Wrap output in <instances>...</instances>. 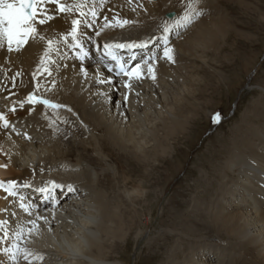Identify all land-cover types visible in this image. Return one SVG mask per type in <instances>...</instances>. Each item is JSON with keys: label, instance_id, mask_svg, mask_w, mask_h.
Segmentation results:
<instances>
[{"label": "bare ground", "instance_id": "1", "mask_svg": "<svg viewBox=\"0 0 264 264\" xmlns=\"http://www.w3.org/2000/svg\"><path fill=\"white\" fill-rule=\"evenodd\" d=\"M203 1L199 0L198 4L202 16L207 10V4ZM141 4L143 8L138 7ZM185 4L186 0H133L131 4L127 0H106L103 7L97 8L98 12L110 18L113 14H119L121 18L137 23L122 29H106L100 38H96L95 31L104 23L101 15L97 18L94 28L87 29V32L101 44L105 41L139 43L155 36L157 39L147 48H137L130 53L137 57L129 68L141 63L144 78L140 81L133 80L131 91L126 89L123 84L127 77L117 76L113 69L109 71V64L99 62L100 52L85 38V45L92 46L95 50L90 60L81 61L73 52L62 48L67 56L58 60L60 67L52 66L51 77L46 74L38 77L41 84L38 94L67 106L58 112L48 109L49 113H46L42 105L34 106V110L29 112L32 106L27 103L23 109L17 107L15 113L9 111L13 102L24 101L26 95L34 90L36 81H33L32 73L37 69L46 46L45 42L30 41L19 53H8L6 47L0 49V111L7 115L11 125L15 127V131L11 128L0 129V147L3 149V152H0V165H7L6 168L0 167V180L30 182L32 185L55 181L73 184L79 189L78 193L63 196L60 206L53 208L50 203L40 205L39 214L48 216L51 230L49 224L38 221V231L30 236L26 235L20 241L22 246L26 245L34 253L45 256L43 261L36 260L33 264H126L123 261L111 260L108 248L105 249L106 236L123 240L128 230L121 219L122 205L116 203V196L103 188L112 185L109 173L112 167L108 162L111 160L110 150L115 148L140 158H146L149 155L147 152L158 156L168 150L167 140L175 133L184 132L193 116L184 113L186 104L179 105L184 96L190 93L186 92L183 86H177L179 79H182L181 84L184 81L190 82V77L184 75L187 67L183 62L192 58V51L199 47L198 43L205 42L211 36L217 38L224 27L218 22L206 25L201 23V18L195 19L186 29H179V34H175L177 31L171 32L168 34L169 43L171 42L169 46L174 49L175 63L167 61L163 58L160 25L166 20L178 18ZM131 8L136 11H131ZM69 20L70 18L63 16L57 17L48 25L40 26L41 34L52 37L63 33L69 29ZM124 51L125 49L120 50L121 55ZM153 56L150 62L155 68V81L148 76L147 65L143 64V60ZM17 72L21 75L16 76ZM84 72H87V76ZM12 76H16L15 88L12 87L10 79ZM52 80L56 81L55 87L51 84ZM9 90L15 94L6 99L9 97ZM125 94H128L127 101L124 100ZM177 106V111L173 112ZM68 108L72 111L69 112ZM152 114L159 123L155 124V127L156 120L151 121ZM52 119L57 120V128L49 126ZM65 120L67 123L63 122ZM74 123L89 136L87 142L90 147L77 139L76 135L66 144L61 126L65 124L73 127ZM250 127V134L255 136V140L246 135L240 142L244 151L236 146L231 152L225 161L224 173L236 171V177H230L225 185L217 190L219 195L208 209L211 222L217 230L223 229L226 236L237 240L239 246L249 247L254 252L252 262L237 256L234 257L236 264H246V261L247 264H264V127L252 124ZM98 132L100 135L95 136ZM25 133L32 139H27ZM146 134L149 138H146ZM147 143L151 145L148 146ZM83 159L92 165L93 169L104 162L107 163V168L104 167L105 171L100 176L91 167H85L86 162L83 163ZM41 168L44 169L43 172ZM114 178L117 179L118 176ZM128 194L124 196L129 198ZM5 197L6 193L0 189V209H8V212H0V219L10 221L11 237V233L19 227H31L26 225V221L35 216L29 217L12 197ZM13 211L17 213L14 218L10 215ZM10 242L0 244V247L8 246ZM197 248L199 250L195 251L193 248L189 255L186 254L185 261L178 264H214L208 249L201 246ZM0 264L14 262L0 252ZM18 264L27 262L21 256L18 258Z\"/></svg>", "mask_w": 264, "mask_h": 264}, {"label": "rangeland", "instance_id": "2", "mask_svg": "<svg viewBox=\"0 0 264 264\" xmlns=\"http://www.w3.org/2000/svg\"><path fill=\"white\" fill-rule=\"evenodd\" d=\"M214 1H203L207 10L197 19L206 25L222 23L223 30L218 39L211 36L198 43L192 58L183 62L190 82L177 81L178 87L190 91L179 103L187 105L184 113L193 114L185 131L167 140L168 150L162 155L147 152L141 159L113 147L110 150L112 185L103 188L122 205L121 219L128 228L123 240L103 236L111 260L178 264L201 246L209 250L214 264H236L237 256L253 261L249 247L239 246L223 229L215 228L208 209L225 182L236 177V171L224 173L231 152L236 146L244 151L240 143L244 136L255 140L251 124L264 127V0ZM151 121L154 127L159 125L154 115ZM61 127L66 144L76 135L90 145L79 125ZM106 165L93 169L85 163L100 176Z\"/></svg>", "mask_w": 264, "mask_h": 264}, {"label": "snow or ice", "instance_id": "3", "mask_svg": "<svg viewBox=\"0 0 264 264\" xmlns=\"http://www.w3.org/2000/svg\"><path fill=\"white\" fill-rule=\"evenodd\" d=\"M129 4L133 3V0H127ZM106 0H0V49L6 50L8 53H19L22 49L29 44L30 41H44L45 48L43 54L40 56L39 64L37 69L32 73L33 81H36L34 90L30 91L24 101L13 102V105L9 109L12 113L17 111V107L23 109L25 104L32 106L29 108V112L34 110V106L42 105L47 113L48 109L53 112H58L60 109L67 107L66 105L55 103L50 99L44 98L38 94L41 84L39 83L38 77H43L45 74L49 77L52 76L53 65L57 68L60 67L58 60L66 58L67 53L62 51V48H66L74 53L75 57L79 60H84L89 56V50L85 47V38L90 40L96 47L97 51L100 52V61L103 62L105 59L115 62L117 76H124L127 79L124 81L123 86L129 91L132 90V81H140L144 78V71L141 63H136L134 67H127V62L121 55L120 50L128 49H145L155 39V36H151L148 39L141 40L139 43L136 41L132 42H103L97 43L95 39L87 32V29L94 28L95 22L98 17L103 16L104 23L98 31H95L94 36L100 38L102 33L106 29L124 28L128 25L136 24V21H131L126 18H121L119 14H113L110 18L108 15H103L97 11L98 7H103ZM199 0H186V4L183 7L182 14L178 18H173L171 21H164L160 25L162 29V35L160 39L163 40V58L171 63H175L174 49L169 46L168 34L179 29H186L189 27L195 19L201 14L202 10L198 8ZM143 8V5H138ZM131 11L135 12V8H131ZM63 16L70 18L69 29L63 33L55 34L52 37H47L41 34L40 26L48 25L49 22L54 21L57 17ZM55 33V29H52ZM102 49V51H101ZM54 56L56 59H54ZM153 57H149L143 60V64L147 65L148 76L155 81L156 72L153 64L150 62ZM136 56L133 54L129 57V60H135ZM83 71V69H82ZM112 71V68H109ZM87 76V72H84ZM21 75L17 72L16 76ZM16 76H12V87L15 88ZM51 84L55 87L56 81L52 80ZM50 90V89H49ZM9 90V97L14 95ZM138 95V93H137ZM124 100H128V94L124 95ZM69 112L71 108L67 109ZM219 119V116L216 117ZM67 123V121H63ZM49 126L57 128V120L52 119L49 122ZM15 131L14 125H11L7 115L0 111V129H10ZM20 133H17L19 135ZM27 139L32 138L27 136ZM0 152H3L0 147ZM0 167L6 168L7 165H0ZM44 169L41 168V172ZM33 175H35V169H33ZM30 182H18L17 180H0V189L6 193L5 199L8 197L18 198V207L29 217L35 216L33 219H28L26 225L31 227L21 226L16 231L9 235V224L8 219H0V244L11 241L8 246L0 247V252L7 255L8 259L14 264H18V258L22 256L23 260L27 264H33V261H43L45 256L43 254H37L22 246V241L26 235L30 236L39 229L38 221H43L45 224H49L51 230V221L48 216L40 215V205L29 200L23 193L22 189H32ZM61 190L59 196H54L53 193L57 190ZM34 191L43 194L45 197L44 202H51L53 208L60 206L62 197L69 193H78L79 189L73 184H62L55 181H47L42 186L36 187ZM0 212H8V209H0ZM10 215L14 218L17 216L15 211L11 212ZM55 214L53 213V220Z\"/></svg>", "mask_w": 264, "mask_h": 264}]
</instances>
